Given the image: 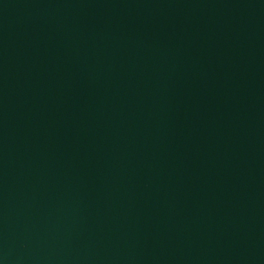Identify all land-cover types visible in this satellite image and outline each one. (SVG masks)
Returning <instances> with one entry per match:
<instances>
[{
  "label": "water",
  "instance_id": "water-1",
  "mask_svg": "<svg viewBox=\"0 0 264 264\" xmlns=\"http://www.w3.org/2000/svg\"><path fill=\"white\" fill-rule=\"evenodd\" d=\"M0 264H264V0H0Z\"/></svg>",
  "mask_w": 264,
  "mask_h": 264
}]
</instances>
